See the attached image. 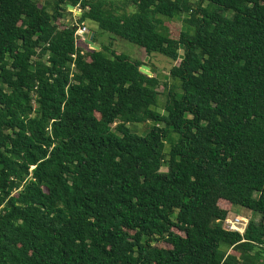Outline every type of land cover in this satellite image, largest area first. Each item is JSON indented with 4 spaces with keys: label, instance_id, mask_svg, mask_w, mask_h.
Wrapping results in <instances>:
<instances>
[{
    "label": "trees",
    "instance_id": "1",
    "mask_svg": "<svg viewBox=\"0 0 264 264\" xmlns=\"http://www.w3.org/2000/svg\"><path fill=\"white\" fill-rule=\"evenodd\" d=\"M0 264H264V0H0Z\"/></svg>",
    "mask_w": 264,
    "mask_h": 264
},
{
    "label": "rangeland",
    "instance_id": "2",
    "mask_svg": "<svg viewBox=\"0 0 264 264\" xmlns=\"http://www.w3.org/2000/svg\"><path fill=\"white\" fill-rule=\"evenodd\" d=\"M45 0H40L41 4L44 3ZM70 11V10H69ZM72 14H69L68 16V23L77 24L78 23V16L80 14H76L74 11V8H71ZM164 20V25L168 27L169 33L173 37H179L180 32L182 30H185V26L182 19H169L164 16H160ZM64 21V20H63ZM86 26L98 33L99 40H96L97 43H106L109 44L111 49L116 50L118 53H125L133 59H139L143 62H145V65L150 66L153 70L152 75H156L160 78L161 84L158 88L160 92V101L161 103H164L166 100V92H167V86H170V84L173 82V79L171 77L170 71L171 68L176 64L177 62L173 61L169 57L161 54V53H148L143 47L127 41L125 39H122L120 37H116L111 33L103 32L99 29L98 24L93 21H89L86 23ZM96 45V44H95ZM181 55L183 54V51H180ZM151 70V71H152ZM132 129L134 131L146 134V128L144 125H132ZM146 132V133H145ZM163 171H167L168 167L167 165H164L162 168ZM237 215L245 217L244 220L246 223H249L251 219L254 220H260L261 215L258 213H254L253 211H250L247 208L236 206L232 207L230 209V212L228 214V217L235 218ZM248 226V225H247Z\"/></svg>",
    "mask_w": 264,
    "mask_h": 264
},
{
    "label": "built area",
    "instance_id": "3",
    "mask_svg": "<svg viewBox=\"0 0 264 264\" xmlns=\"http://www.w3.org/2000/svg\"><path fill=\"white\" fill-rule=\"evenodd\" d=\"M69 10L71 11V7H69ZM74 11L76 14L82 13V9L80 8V6L74 7ZM77 25H78V28L76 30V35H75L76 41L77 42L87 41L91 49H96V45L91 44L89 41L91 30L85 24H81V25L77 24ZM74 67H75V64H73V68ZM244 220H247V219H245V217L240 216V215H237L233 219L230 217H227L226 220L224 221V228L227 230L239 231L241 233H244L248 225V223H246Z\"/></svg>",
    "mask_w": 264,
    "mask_h": 264
},
{
    "label": "water",
    "instance_id": "4",
    "mask_svg": "<svg viewBox=\"0 0 264 264\" xmlns=\"http://www.w3.org/2000/svg\"><path fill=\"white\" fill-rule=\"evenodd\" d=\"M71 8H74V7L71 5ZM89 41L91 44H96V49H100L99 43H97V41L95 40V32L92 30L90 32ZM150 68H151L150 66L144 64L141 69L144 73L152 76L153 73Z\"/></svg>",
    "mask_w": 264,
    "mask_h": 264
},
{
    "label": "crops",
    "instance_id": "5",
    "mask_svg": "<svg viewBox=\"0 0 264 264\" xmlns=\"http://www.w3.org/2000/svg\"><path fill=\"white\" fill-rule=\"evenodd\" d=\"M251 211V210H250Z\"/></svg>",
    "mask_w": 264,
    "mask_h": 264
}]
</instances>
